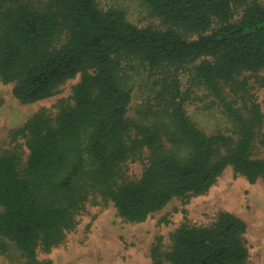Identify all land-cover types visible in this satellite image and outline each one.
Masks as SVG:
<instances>
[{
  "label": "trees",
  "instance_id": "16d2710c",
  "mask_svg": "<svg viewBox=\"0 0 264 264\" xmlns=\"http://www.w3.org/2000/svg\"><path fill=\"white\" fill-rule=\"evenodd\" d=\"M140 2L164 28L139 27L98 0H0V83L13 84L21 103L49 98L80 74L72 104H61L55 117L36 112L14 130L29 150L22 169L16 152L0 150V251L10 264H50L39 252L65 241L89 196L142 222L173 198L206 192L229 165L250 182L264 181V158L254 157L257 145L264 148V115L244 76L264 70V4ZM134 60L157 76L151 122L128 116L124 71ZM198 87L213 96L225 127L207 132L192 119L187 105ZM145 152L141 177L122 180L123 165ZM245 232L246 223L227 211L209 225L182 224L170 250L156 238L152 264H250Z\"/></svg>",
  "mask_w": 264,
  "mask_h": 264
},
{
  "label": "rangeland",
  "instance_id": "374dc122",
  "mask_svg": "<svg viewBox=\"0 0 264 264\" xmlns=\"http://www.w3.org/2000/svg\"><path fill=\"white\" fill-rule=\"evenodd\" d=\"M28 1L39 5L46 0ZM259 2L264 4V0ZM98 3L104 10H123L127 19L139 27H165L140 0H98ZM240 11L237 10L236 18ZM64 41L63 35L57 44ZM244 76L249 92L264 115V70L256 74L247 72ZM124 79L132 90L128 116L138 121L154 120L153 111L160 101L157 76L145 64L134 60L125 65ZM79 80L80 74L63 83L55 95L28 104L21 103L13 95V84L0 83V150L16 152L21 169L29 150L26 138L15 136L14 130L23 126L36 112L45 111L55 117L61 104H72L73 88ZM186 87L187 77H184L183 88ZM192 96L187 110L200 128L210 132L227 125L220 110L212 104L213 96L206 90L194 88ZM254 154L256 158H264V148L257 145ZM147 156L148 152H145L143 160H128L121 168V179L131 181L140 178L148 163ZM89 197L65 241L48 253L39 252V261L49 260L50 264H152L151 248L158 236L162 237V250L168 251L172 232L182 224L209 225L220 212L227 211L246 223L244 237L249 249V263L264 264V181L250 182L245 176L236 174L230 165L206 192L188 198H173L163 209L142 222L124 220L113 203L102 200L101 196ZM1 240L9 247L12 256L17 257L13 244L3 238ZM0 264H10L8 253L0 251Z\"/></svg>",
  "mask_w": 264,
  "mask_h": 264
}]
</instances>
